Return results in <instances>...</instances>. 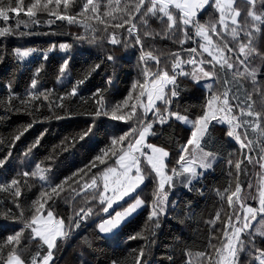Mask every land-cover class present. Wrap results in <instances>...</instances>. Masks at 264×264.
Instances as JSON below:
<instances>
[{"label":"snow or ice","instance_id":"snow-or-ice-1","mask_svg":"<svg viewBox=\"0 0 264 264\" xmlns=\"http://www.w3.org/2000/svg\"><path fill=\"white\" fill-rule=\"evenodd\" d=\"M242 3L245 6V14L238 20L241 17V7L237 0H123V3L122 0H76V2L73 0H29L27 5L24 0H7V2L0 0V18L4 21L9 20L10 14L25 10L28 18L27 20L18 18L14 27L0 28V37L31 35V32L19 31L20 26L23 24L27 29L29 24L38 25L41 23L38 14L47 13L48 24L54 23L55 20L68 24H82L85 30H91L93 33L99 27V30L104 33L101 37L102 41L113 46L122 45L124 48L138 46L140 53L137 63L139 78L132 83L128 95L123 100L115 104H106L103 89H96L91 94L94 109L90 115L93 120L86 130L73 138L74 141L77 139L85 141V138L90 140L95 136L98 130L96 118L99 117H108L113 122L132 121V123L128 124L127 131L116 124L114 129L106 132L105 147L99 148L97 154L83 168L76 169L58 183H53L46 177L45 173L51 171V165L41 167L40 163L35 162L34 149L40 145L41 139L48 131L47 128L15 157L12 149L16 141L20 140L24 132L33 124L25 125L6 144L0 140V146L6 148L4 154L0 156V192L9 193L17 209L16 212H13L11 208L0 211V216L18 222L20 225L18 230L13 228L10 234L0 239V264H55L53 250H58L60 243L69 238L74 230L95 214L92 206L85 205L74 209L70 216L60 217L58 213L54 216L51 210L52 205L48 202L63 198L61 193L66 192L65 185L72 193L79 195L77 193L79 189V192L85 195L91 194L93 199L99 201L100 212L107 214L108 217L105 219L98 216L100 223L97 227L101 234L112 233L121 221L141 207H147V220L158 226L160 218L168 209V189L174 184L173 178L183 177L184 186L192 190L189 187L192 180L202 175L197 169L212 168L216 156L212 152L204 151L201 142L213 121L227 125L226 135L233 138L241 150L248 149V152H251L253 145L259 146V160L254 161L247 152L244 153V160L259 164L260 168L264 169V80H257L260 68L264 66V51H258L256 47L257 38L264 34L262 33L264 0H242ZM206 9H214L218 13L215 23H201L197 19L198 13ZM152 17L162 21L166 26L165 34L171 30L172 35L176 36L177 42L181 45L179 51L171 54L170 66L168 57H165L162 62L158 55L153 54V51L146 50L144 38L149 37L151 33L146 30L141 31L137 27L138 24L142 27L146 26L147 18ZM92 21L96 23L93 24ZM217 23L221 26V31H217ZM225 32L231 37V48L228 47L229 42L225 38ZM213 35L220 38V43H213ZM96 39L93 36L90 42H96ZM185 43L195 46L185 48L183 47ZM70 47L65 43L59 44L61 51L67 52ZM198 48L202 50L200 53L197 51ZM233 50H235V59L225 57V51L233 52ZM33 51L35 49L12 50L20 61L25 60ZM181 53L186 58L181 59ZM202 53H208L211 59L205 60L202 58ZM5 54L7 50L0 47V63L3 62ZM105 58L109 62L114 61L113 55H106ZM43 59L47 60V52L43 53ZM257 59L260 61L259 65L255 63ZM70 60L71 57L67 55L62 59L58 69V80L67 76L66 70L69 68ZM149 61L154 63L149 64ZM183 65H189L190 69L186 71ZM205 65L210 67L206 70ZM99 67V63L95 64L83 77L71 82L70 87L55 101L49 99L51 90H40L38 80L40 67H38L24 98L13 93L11 82H9L8 103L5 107L11 105L14 99H18L22 105L32 101H40L41 104L48 101L44 106L49 112L55 107L63 113V115L55 114V119L69 117L73 111L65 106V100L69 99L70 102V98L77 97L80 86L88 79L91 71ZM178 77L191 79L196 84L203 79L210 81L204 85L206 94L201 104V111L194 119L181 115L178 108L173 107L183 91L178 83ZM244 81L249 82V89L243 87ZM108 83L110 84L111 80ZM142 97H146V102L141 99ZM80 98L83 99L82 96ZM138 107L142 109L139 115H137ZM36 111H39L38 107ZM150 112L151 118L148 116ZM49 118L44 117L45 120ZM170 119L173 122L183 121L191 124L192 128L185 143L177 152L175 165L166 171L165 158L169 157V152L163 147L146 143V138L149 135H156L153 131L154 124H168ZM249 130L255 134L256 139H248ZM112 157H116L115 167L105 166L99 175L94 173L85 180V176L93 168L97 165H105L106 158ZM140 157L144 158L150 165L151 172L154 173L151 176L153 192L150 200L141 199L139 193L130 196L144 184L149 175V173H142ZM13 160H20L21 163L31 160L29 170H17L12 164ZM169 163H172V160H169ZM227 163L233 165L231 159ZM241 163L240 160L234 163L237 174L241 170ZM29 177H38L42 184L37 198L31 202L29 214L25 215L22 206L24 202L19 198L22 184H26ZM98 179L102 180V186L98 185ZM225 191L228 192L227 204L229 208H233L232 214L221 222L225 239L220 247H215L209 239L208 247L212 248L213 252L206 254V249L205 252L198 253L200 264H241L242 253L247 257L243 264H264V249L256 245L254 234L248 231L251 221L256 220L258 214H264V187L259 189L258 208L247 206L242 202L239 183L235 185L234 190L225 189ZM124 197H129L132 202L125 201L127 207L123 211L115 212L114 215L109 212L112 205L123 200ZM45 205H48L46 217ZM120 207L123 206L120 205ZM241 209L243 216L240 215ZM220 218V212H216L215 219L208 223L214 224L215 220ZM261 220L264 221V215H261ZM256 231L264 236V231L260 229ZM25 233H27L26 236ZM242 234H244L243 238ZM138 237L140 233H135L128 236V239ZM23 241H36L38 246H46L43 254L37 249L26 256L27 243ZM146 262L145 250L141 248L135 253L133 264H146ZM112 264H117V261L113 260Z\"/></svg>","mask_w":264,"mask_h":264},{"label":"trees","instance_id":"trees-1","mask_svg":"<svg viewBox=\"0 0 264 264\" xmlns=\"http://www.w3.org/2000/svg\"><path fill=\"white\" fill-rule=\"evenodd\" d=\"M28 2L29 0H24L25 5ZM237 3L241 7L239 20L245 14V6L242 0H237ZM38 16L41 20L40 24H29L27 29L23 24L20 26L19 31L31 32V35L0 37V47L7 50V54L3 56V62L0 63V140L6 144L25 125L33 124L24 132L20 140L16 141L15 147L12 149V154L15 157L47 128L48 131L41 139L40 145L34 149V159L35 162L41 164V167L51 165V171L46 172L45 175L53 183H58L59 180L70 175L76 169L83 168L97 154L99 148L105 147L106 132L114 129L116 124H119L124 131L128 130V124H131L132 121H128V123L113 122L108 117H99L96 118L98 130L95 136L90 140L85 138V141L73 140L74 137H78L81 132L86 130L93 120L90 115L94 109L91 94L96 89L104 90L106 104H115L128 95L132 83L139 78L137 63L140 53L138 46L124 48L122 45L113 46L102 41L101 37L104 33L99 30V27L93 33L91 30H85L82 24H68L59 20L48 24L47 13H39ZM18 18L27 20L26 10L10 14L8 21L0 18V28L14 27ZM78 19L80 18L78 17ZM147 19L146 26L137 25L141 31L146 30L151 33L149 37L144 38L145 48L153 51L154 55H158L162 62L165 57H168L170 66L171 54L179 51L181 45L177 42L176 36L172 35L171 30L165 34L166 26L162 21L155 17ZM197 19L201 23H215L218 13L214 9H206L198 15ZM92 23L96 22L92 21ZM216 27L217 31L222 30L218 23ZM262 33H264V26H262ZM93 36L97 38L96 42H90ZM77 37L82 38L78 39ZM225 38L229 42L228 47L231 48V37L227 36L226 32ZM212 39L214 44L220 43V38L217 36L213 35ZM61 43L71 46L67 52L59 49ZM53 45L55 47H52ZM192 46L195 45L191 43L183 45L185 48ZM256 47L258 51H264V34L257 38ZM16 48L35 49L32 52L35 55L30 54L29 59L20 61L12 52ZM197 51L200 53L202 50L198 48ZM44 52H47V60L43 59ZM66 55L71 57L69 68L66 70L67 76L58 80V69ZM106 55H113L114 61H107ZM224 55L229 59H235V50L233 52L225 51ZM184 58H186L185 55L181 53V59ZM202 58L211 59L208 53H202ZM97 63L100 64V67L91 71L88 79L80 86L79 95L70 98V102L69 99L65 100V106L73 111L69 117L55 119V114L63 115V113L55 107L49 112L48 108L44 106L48 101H44L43 104L40 101H32L22 105L18 99H14L11 105L5 107L8 103L9 82H11L13 93L24 98L38 67H40L38 76L40 90H51L49 99L55 101L70 87L71 82L83 77ZM152 63L154 62L149 61V64ZM255 63L259 65L260 61L257 59ZM183 67L186 71L190 69L189 65H183ZM205 67L207 70L210 66L205 65ZM109 80H111L110 84ZM257 80H264V66H261ZM209 82L203 79L199 84H196L191 79L178 77V83L183 91L177 98L178 102H174L173 107L178 108L180 114L194 119L201 111V104L206 94L204 85ZM243 87L249 89V82L244 81ZM81 96L83 99L80 98ZM141 99L146 102V97ZM37 107L39 111H36ZM141 111L142 109L138 107L137 115ZM151 115L150 112L149 118ZM45 116L50 118L45 120ZM191 128L179 121L173 122L171 119L168 124L153 125L156 135H149L148 143L163 147L169 152L168 170L175 165L177 152L180 146L185 143ZM226 130V124L212 122L209 125L208 133L205 134L201 144L204 150L217 155V161L210 170L192 180L189 185L192 190L184 186L183 177L174 180L173 186L168 189L170 193L168 194L167 212L160 218L158 226L147 220L148 209L142 207L115 233L105 236L99 232L97 227L100 222L98 216L107 217V214L100 212L99 201L93 199L91 194L85 195L79 192V189H77L79 195L72 193L67 190L68 186L65 185L66 192L61 193L63 198H57L55 202H48L52 205L51 210L54 216L57 213L60 217L70 216L74 209L85 205L92 206L95 214L74 230L69 238L60 243L58 250H53L55 264H112L113 260L117 261V264H133L135 253L141 248L145 250L146 264H200L198 253L205 252L206 249V254L213 252V249L208 247L209 239L215 247H220L221 242L225 239L221 222L233 212V208H229L227 204L228 192L225 189L234 190L235 185L239 183L241 186L240 196L243 197L250 185L249 181L251 178L256 179V171L260 167L258 164L248 163L244 160L246 152L254 161L259 158V155L257 156L260 153L259 146L253 145L251 152H248V149L241 150L238 143L226 135ZM237 131L241 130L237 129ZM248 139H256L251 130H249ZM5 151L6 148L0 146V156ZM115 159L116 157L106 158L105 165H97L85 176V180H88L94 173L99 175L105 166L114 165ZM229 159L233 161V165L227 163ZM169 160H172V163H169ZM236 160L242 161L239 174L234 168ZM12 164L16 166L17 170L27 171L31 160H25L23 163L20 160H13ZM32 167L34 168V165ZM260 172L261 170H259V174ZM144 173H149L148 178L136 194L139 193L141 199L150 200L153 192L151 176L154 173L149 167H144ZM97 183L102 186V180L98 179ZM41 184L38 177H29L27 183L22 184L19 199L24 202L22 206L25 215L29 214L31 202L37 198ZM72 187L76 186L72 185ZM12 200L9 193L0 192V211L11 208L13 212H16L17 209ZM242 202L244 203L245 200L242 199ZM47 210L48 205H45L44 214H47ZM216 212H220L221 218L215 220L214 224H209L210 220L215 219ZM19 226L18 222L0 216V239L6 234H10L13 228L18 230ZM249 232L254 234L253 231ZM135 233H140V237L129 240L128 236ZM26 235L27 233H25ZM243 236L244 234H242V238ZM254 240L258 247L264 249V237L254 234ZM23 242L27 243L26 256L37 249L43 254V249L46 247L38 246L36 241ZM246 259L247 257L242 253L241 264Z\"/></svg>","mask_w":264,"mask_h":264},{"label":"rangeland","instance_id":"rangeland-1","mask_svg":"<svg viewBox=\"0 0 264 264\" xmlns=\"http://www.w3.org/2000/svg\"><path fill=\"white\" fill-rule=\"evenodd\" d=\"M20 50H27V49H20ZM32 56H34L35 54L32 53ZM30 56V55H29ZM26 57L25 60L29 59L30 57ZM31 56V57H32ZM159 103V101L157 102V104ZM182 115V114H181ZM186 116V115H185ZM189 119H193L189 116H187ZM181 122L182 124H184L185 126L187 127H192L191 124H186L184 123L183 121H179ZM215 122V121H213ZM149 137V136H148ZM148 137L146 138V143H148ZM157 146V145H156ZM157 147H160V146H157ZM166 150V149H165ZM145 151H150L148 149H145ZM206 152H210L208 150H204ZM259 155V158H260V153L257 154V156ZM216 156V159L215 161L213 162V164L217 161V155L215 154ZM259 158L255 159V160H259ZM167 160L168 158H165V164L167 165V168L165 169L166 171H168V164H167ZM212 164V166H213ZM259 165V164H258ZM113 167H115L116 165H112ZM144 167H149L150 168V165L147 164V162L144 160L143 157H140V168L142 170V173H144ZM261 170L260 174H259V170ZM257 169L256 171V179H252L249 181L251 187H248V189L245 191V194L243 195L242 199L245 200V204L247 206H250V207H253V208H258L259 207V189L261 187H264V169H261L260 167ZM119 170V169H118ZM210 169H197L198 172H201L202 174L206 171H208ZM134 174V173H133ZM179 177H174L173 180L177 179ZM195 180V179H193ZM146 181V179H145ZM145 183V182H144ZM143 186L140 185V187L136 190V192ZM166 188H168V186L166 185ZM135 193H131L130 196H134ZM170 192L168 191V194ZM252 197H256V198H252ZM130 198L129 197H124L123 200H120V201H117L115 202L113 205H112V208L109 209V212L113 213V215L115 214V212H120V211H123L124 208L127 207V203H125V201H128ZM132 201H128V203H131ZM120 205H122L123 207H120ZM142 208V207H141ZM141 208H138L134 213H132L130 216L126 217L123 221H121V224L112 231V233H109V234H104L105 236H111L113 233H115L118 229H120V227L125 223L127 222L131 217H133ZM243 210H241V213L240 215L243 216ZM261 215H264V214H258L257 217H256V220H253L251 221V227L249 228L248 231H253L254 234H257L259 235V233L256 231L257 229H260V231H264V221L261 220ZM108 217H106L105 219H107ZM100 223V222H99ZM261 236V235H260ZM264 237V236H262Z\"/></svg>","mask_w":264,"mask_h":264},{"label":"crops","instance_id":"crops-1","mask_svg":"<svg viewBox=\"0 0 264 264\" xmlns=\"http://www.w3.org/2000/svg\"><path fill=\"white\" fill-rule=\"evenodd\" d=\"M201 12H202V11H201ZM201 12H200V13H201ZM200 13H198V15H199ZM198 15H197V17H198ZM44 215H45V217H46V214H44Z\"/></svg>","mask_w":264,"mask_h":264}]
</instances>
